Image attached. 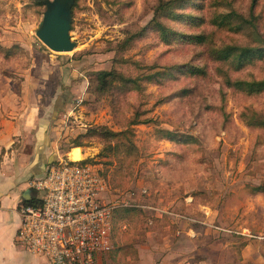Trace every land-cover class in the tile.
Returning <instances> with one entry per match:
<instances>
[{
  "label": "rangeland",
  "instance_id": "374dc122",
  "mask_svg": "<svg viewBox=\"0 0 264 264\" xmlns=\"http://www.w3.org/2000/svg\"><path fill=\"white\" fill-rule=\"evenodd\" d=\"M156 2L76 0L68 30L75 45L56 51L34 33L44 5L0 0V118L19 131L14 149L23 144L25 152H35L44 135L50 161L83 156L99 168L107 185L104 200L113 204L108 251L128 254L120 241L161 221L185 235L184 264H210L206 244L216 254L211 264H258L242 258L240 248L252 240L245 255L259 247L264 253L256 238L264 232V192L252 189L264 185V125H250L264 118V91L227 86L222 73L264 78V56L234 70L210 49L264 46V0L252 8L255 28L238 31L210 18L229 9L246 16L250 0H186L174 8L177 19L160 17L181 36L202 33L206 39L199 43L183 36L163 42L150 25ZM181 64L185 70L169 74L168 66ZM190 65L202 72L190 74ZM110 67L129 76L162 72L140 78L137 88L100 91L95 73ZM161 129L177 140L163 137ZM155 209L167 211L158 217Z\"/></svg>",
  "mask_w": 264,
  "mask_h": 264
},
{
  "label": "built area",
  "instance_id": "2783aa9c",
  "mask_svg": "<svg viewBox=\"0 0 264 264\" xmlns=\"http://www.w3.org/2000/svg\"><path fill=\"white\" fill-rule=\"evenodd\" d=\"M28 187L32 201L19 203L18 242L49 264H92L111 248L113 204L104 200L107 185L94 163L56 157Z\"/></svg>",
  "mask_w": 264,
  "mask_h": 264
},
{
  "label": "crops",
  "instance_id": "0c3cea01",
  "mask_svg": "<svg viewBox=\"0 0 264 264\" xmlns=\"http://www.w3.org/2000/svg\"><path fill=\"white\" fill-rule=\"evenodd\" d=\"M26 113L27 110H25ZM0 115H2L1 111ZM15 128L16 126L9 123L5 117L0 118V264H49L45 257L32 252L18 242L15 231L19 223L18 206L22 200V192L28 187L29 179L40 175L48 161L54 157L46 155L44 151L46 145L44 135L41 137L42 141L36 143L35 152L33 149L25 152L22 149L23 144L14 149L12 143L19 133ZM34 135L40 134L36 132ZM166 211V209H155V214L161 217ZM152 226L138 236L133 235L129 240L120 241L126 242L124 245L129 246L128 254L121 251V248L118 251L111 249L95 254L92 264H184L183 261L189 255L186 254L187 243L183 232L176 235V230L174 233L172 230L169 231L170 226L161 221L153 223ZM122 227H124L123 224ZM259 237L256 236L257 242H260L264 249V232H259ZM182 240L184 245L181 243ZM251 241L245 242L240 248L242 258L248 256V259L264 264V253L261 254L260 247L258 250L252 248L250 253L245 255L244 248L254 245ZM121 245L119 243L113 247ZM203 249V252H207L203 253L207 255L206 261L213 263L216 254L210 253L207 244ZM216 260L218 263L220 259Z\"/></svg>",
  "mask_w": 264,
  "mask_h": 264
},
{
  "label": "trees",
  "instance_id": "16d2710c",
  "mask_svg": "<svg viewBox=\"0 0 264 264\" xmlns=\"http://www.w3.org/2000/svg\"><path fill=\"white\" fill-rule=\"evenodd\" d=\"M34 4L44 5L47 0H32ZM64 2L70 3V9L75 4L76 0H61ZM186 0H157L155 6L153 7V14L150 19V25L157 29L160 39L168 43L170 40H179L183 37L191 40L192 42H203L206 37L202 33H194V34H179L178 31L172 29V27L166 26L161 22L160 17H168L177 19L180 15L179 12L175 11V9L180 8V4ZM256 0H250L249 9L247 15L244 16L233 9H229L225 12H219L213 15L210 18V23L217 27H225L230 31H238L244 27L255 28L254 23V14L252 11L253 6L255 5ZM196 19V18H191ZM133 33L128 34L122 41L117 43L118 48L128 42ZM210 54L213 58L218 60H228L232 69L238 70L243 67L245 64L250 62L254 58H261L264 56V46H254V45H242V44H233L227 43L217 47H211ZM169 74L174 72H181L185 70V65H175L173 69L168 66ZM186 71L190 72V74H199L202 72V68L199 66H187ZM162 71L157 70L152 73L139 74L134 76H129L122 74L117 71L114 67H110L109 69L99 70L95 73L96 79V88L100 91H105L110 87L117 86L123 88L139 87L140 78H153L160 74ZM224 83L227 86H231L237 90L244 91L247 93H257L264 91V78H230L225 71L222 73ZM250 125L254 126H263L264 118L258 119L255 121H251ZM92 130H95L93 128ZM104 132L108 135L114 134V131L109 129H104ZM163 137H166L170 140H175L177 137L174 132L169 129H161ZM192 138V137H190ZM177 140V139H176ZM75 143L74 145H77ZM256 192L263 191L264 185L259 186L255 185L252 187ZM32 200H21V202H31ZM113 213V209H112Z\"/></svg>",
  "mask_w": 264,
  "mask_h": 264
},
{
  "label": "water",
  "instance_id": "95a60500",
  "mask_svg": "<svg viewBox=\"0 0 264 264\" xmlns=\"http://www.w3.org/2000/svg\"><path fill=\"white\" fill-rule=\"evenodd\" d=\"M70 20V3L61 0H47L34 33L43 44L52 50H70L75 45V41L70 39L68 33ZM31 192L30 187L24 189L21 199L28 200Z\"/></svg>",
  "mask_w": 264,
  "mask_h": 264
},
{
  "label": "bare ground",
  "instance_id": "6f19581e",
  "mask_svg": "<svg viewBox=\"0 0 264 264\" xmlns=\"http://www.w3.org/2000/svg\"><path fill=\"white\" fill-rule=\"evenodd\" d=\"M69 158V157H68Z\"/></svg>",
  "mask_w": 264,
  "mask_h": 264
}]
</instances>
